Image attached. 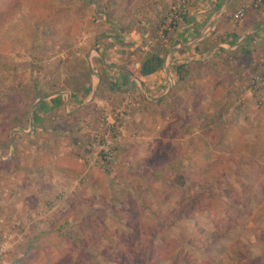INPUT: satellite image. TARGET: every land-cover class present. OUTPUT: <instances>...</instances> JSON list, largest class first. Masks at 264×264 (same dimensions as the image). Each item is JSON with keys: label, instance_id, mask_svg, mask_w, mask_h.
<instances>
[{"label": "rangeland", "instance_id": "374dc122", "mask_svg": "<svg viewBox=\"0 0 264 264\" xmlns=\"http://www.w3.org/2000/svg\"><path fill=\"white\" fill-rule=\"evenodd\" d=\"M14 1L0 0V10ZM21 1L29 9L23 28L0 40V264H76L79 252L83 262L105 264L133 233L127 219H135V202L149 200L157 210L150 185L175 187L167 179L186 173L190 156L208 158L210 170L226 169L239 200L213 220L198 213V231L217 232L224 249L243 236L248 249L239 261L216 249L207 259L195 252L198 263L264 264V0H238L227 37L212 35L203 48L201 59L217 49L202 78L188 61L191 73L182 82L174 67L183 60L174 64L164 47L183 30L192 0H161L163 21L154 34L147 26L141 42L135 4L147 0ZM107 5L118 17L113 30L104 19ZM245 26L253 42L243 39ZM148 50L164 56L157 73L170 100L152 102L138 90L135 60ZM191 86L199 91L189 92ZM164 101L172 120L159 114ZM16 120L25 125L11 129ZM73 161L86 164L77 180L57 170ZM164 194L167 207L182 201L194 209L193 200ZM99 252L108 255L97 258Z\"/></svg>", "mask_w": 264, "mask_h": 264}, {"label": "trees", "instance_id": "16d2710c", "mask_svg": "<svg viewBox=\"0 0 264 264\" xmlns=\"http://www.w3.org/2000/svg\"><path fill=\"white\" fill-rule=\"evenodd\" d=\"M28 12V7L21 0H15L0 10L1 41L6 36L17 33L23 28ZM185 16L182 15L181 18L184 19ZM163 63L164 56L159 53L146 55L140 62L138 77L143 79L155 75L162 68ZM174 68L177 81L182 82L189 78L191 73L189 62H179ZM43 103L44 101L40 104ZM23 118L25 119L27 116ZM35 120L37 119L35 118ZM16 121L17 123H13L11 129L25 125V120ZM189 159L191 160L189 162L190 167L186 173L179 172L167 179L175 187H165L161 182L157 185H150L149 193L154 198L157 210H152L151 205H149L150 202L148 203L149 200L143 199L138 203L135 202V219H127V228L131 229L133 233L123 235V240L126 239V245L121 246L115 255L108 257L109 262L112 264H169L170 261L172 263L176 261L178 264H200L201 262L198 263V254L195 256V252L205 255L207 259L215 249L218 252L223 251L222 253L227 255L230 260L239 261L240 258L244 257L248 249L245 246V240H242L243 236L230 241L231 243L224 249L225 242L220 239V236L218 237L217 232L206 237L204 232L198 231V227H201V225L195 224L198 213L203 212L207 219L213 220L217 213L233 212L234 204H239V200L236 198V190L226 180V169L215 167V170H210L212 164L208 158L197 159L190 156ZM73 163V166H57V170L66 174L71 180H77L85 173L86 164L81 161H73ZM228 163V161L223 162L224 165ZM172 165L174 166L173 163ZM184 183L187 186L183 185ZM167 190L173 195L179 194L181 198H186L188 201L193 200L194 209L191 205L186 209L181 204L182 201L178 205L175 203L177 208L167 207L168 199L164 194ZM228 198L231 199V202L233 200V204L226 200ZM195 202L198 207H195ZM216 219L219 220L218 216ZM177 221L180 223L178 224ZM212 230L214 231V226ZM244 239L247 238L244 237ZM66 242L69 243L70 240L67 239ZM80 244L82 242L78 246ZM185 247L190 248L193 252L186 253ZM30 250L29 248L28 252L26 251L27 254L34 253V250L33 252ZM96 255L97 258H102L103 255L108 254L107 252H99ZM82 257L83 252L77 253L76 264H89L87 261L83 262L85 260L81 259ZM95 264H101V261ZM246 264H259V261L248 260Z\"/></svg>", "mask_w": 264, "mask_h": 264}, {"label": "crops", "instance_id": "0c3cea01", "mask_svg": "<svg viewBox=\"0 0 264 264\" xmlns=\"http://www.w3.org/2000/svg\"><path fill=\"white\" fill-rule=\"evenodd\" d=\"M192 1H193L192 7L189 9L188 14L185 16L184 19H182L180 24L183 30L181 32H177L171 38L168 37L167 43L165 44L164 48L168 49L167 54L172 55L174 64L179 60H183L187 62L189 61L194 63L195 64V65L193 64L194 68L197 69V71L194 72V74L197 77L202 78L201 70L205 69L204 65H207V63L211 61V58L213 57V51L217 49V48L213 49L212 47L208 51V53L204 54L205 56L203 57V59H201L200 57H201V53L203 52V48H205V45H210V39L212 35L214 38L215 35H219L222 33L223 35H225V37H227L228 33L226 32V30H228V24L230 20L229 13L234 10L233 8L236 6L238 0H229V1L192 0ZM160 2L161 0H147L146 3L140 4L139 2H137V4H135V38L137 37L139 42H141L146 37L147 26L153 28V34H154L155 29L158 26H160V24L162 23L163 21V16H161L162 12H159V10L161 9ZM240 2L241 1L239 0V4ZM163 5L165 4L163 3ZM107 7L108 8H106L107 9L106 15L108 17L106 16L107 19L106 18L104 19L107 20L106 22L108 23L110 28L112 27L111 29L113 30L118 26V17L117 16L115 17L116 11L113 12L110 10V8H112L111 6L107 5ZM164 8H166V6H164ZM252 13L253 11L249 10L247 13V18H251ZM261 15L262 14H260L259 17H261ZM260 25L264 27V23H260ZM245 30H247V26H245ZM247 32L248 34L247 35L244 34L243 39L245 40V38L248 37L249 42H253L252 39L253 37L250 36L253 34V31L247 30ZM258 32H260V30H257V33ZM257 33L255 30V34ZM233 34H235V31H233ZM114 35H116L117 37L119 36V38L116 39L120 41L123 38L122 34L117 35L116 33H114ZM220 45L223 46L222 50H227L226 47H228L229 44L225 40ZM155 52H156L155 50H148L147 52H143V56H141L139 59H136L135 63L140 64V62L143 60V58L146 55ZM159 74L160 73H156L155 75H151L149 77L143 78V84L141 85V87L137 86L140 93H142L147 100L152 102L159 101L163 97L169 99L166 97L168 91L167 85H165V80L160 79V76H158ZM189 88H190L189 92L199 91L198 88H195V90H193L194 86H191ZM138 90L137 92H139ZM201 92H204L203 88H201ZM166 99L163 100L166 101ZM165 101L161 104L163 105V110H162L163 112H161L160 110L159 114H163L162 115L163 120H172V116L169 113H168L169 115L166 114L167 116L166 115L164 116L165 110L167 109L169 111V109L166 108L167 106ZM151 106L157 107L158 105L151 104ZM159 118L161 119V116H159Z\"/></svg>", "mask_w": 264, "mask_h": 264}, {"label": "built area", "instance_id": "2783aa9c", "mask_svg": "<svg viewBox=\"0 0 264 264\" xmlns=\"http://www.w3.org/2000/svg\"><path fill=\"white\" fill-rule=\"evenodd\" d=\"M183 15H185V14H183ZM242 15H243V9L238 10V11L235 13L234 17H235L236 19H239L240 17H242Z\"/></svg>", "mask_w": 264, "mask_h": 264}, {"label": "water", "instance_id": "95a60500", "mask_svg": "<svg viewBox=\"0 0 264 264\" xmlns=\"http://www.w3.org/2000/svg\"><path fill=\"white\" fill-rule=\"evenodd\" d=\"M45 97H43L42 99H44Z\"/></svg>", "mask_w": 264, "mask_h": 264}]
</instances>
